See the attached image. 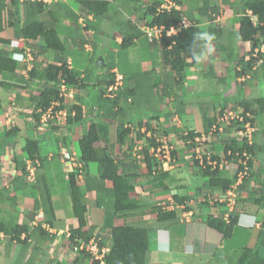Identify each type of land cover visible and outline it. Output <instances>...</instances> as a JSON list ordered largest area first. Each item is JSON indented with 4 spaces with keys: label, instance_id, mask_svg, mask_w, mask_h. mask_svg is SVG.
I'll use <instances>...</instances> for the list:
<instances>
[{
    "label": "crops",
    "instance_id": "0c3cea01",
    "mask_svg": "<svg viewBox=\"0 0 264 264\" xmlns=\"http://www.w3.org/2000/svg\"><path fill=\"white\" fill-rule=\"evenodd\" d=\"M107 1L108 10L99 17L83 8L78 0H16L15 6L13 1L7 3L0 30V38L5 42H0V50L8 52L15 61V69L0 73V81L11 83L0 85V264H47L49 261L90 264L84 250H74L75 244L68 239L70 229L78 225L77 218L72 216V193L81 199L85 228H92V237L85 248L96 257L108 253L113 245L111 226L123 223L149 229L146 264L191 263V259L174 257L175 245L182 241L184 253L193 252L207 259L203 263L217 264L213 258L216 249L227 248L232 253L240 247L253 246L260 236L263 243L259 249L264 256V44L255 48H260L262 55L249 68L251 43L237 38V23L226 22L230 17L239 16L235 9L240 6V0H233L228 13L222 8V0H208L209 8L212 5L218 8V13L207 10L212 19L198 9L206 0H185L184 6L175 1L187 16L192 15V23L200 28L221 29L224 36L218 42L205 44L196 62L185 67L177 102L174 94H168L174 73L163 72L165 63L160 48L146 40L142 30L151 16L145 14L146 8L153 0ZM55 3L57 8L53 7ZM27 19L53 25L65 52L61 55L53 50L45 51L42 37H21L20 28ZM123 36L130 38L131 44L127 47L121 46ZM98 56L102 57L103 65L96 64ZM63 61L69 74L78 81L67 83L60 79L56 87L62 103L53 101L36 119L33 113L39 108L33 99L51 84L45 81V69L51 64L61 65ZM115 71L124 77L121 93L109 94L106 86L113 83ZM163 86L168 95L159 97L157 88ZM109 98H116V104ZM243 100L254 102L250 115L254 122L255 150L246 180H235L224 191L206 188L201 183L208 177L194 176L193 167L188 163L186 170L181 168L183 171L179 173L178 166L172 162L159 169L151 163L149 174L143 162L142 145H148L152 139L155 142L180 140V134L186 131L203 132L206 119L216 121ZM256 100L261 104L255 103ZM59 105L62 107L53 109ZM74 106L81 108V120L71 118L68 123L67 116L75 115ZM90 123L98 130L94 141L96 155L111 156L119 166V173L137 174L135 188L130 193L131 198L139 201L137 207L114 211L112 181L100 182L97 162L88 163L86 171H77L62 159L65 150L79 157L78 141L87 134ZM120 127L129 130L122 144L118 142ZM228 129L226 134L241 140L242 128ZM217 135L215 142L225 141V134ZM29 137L37 141L39 159H31L24 148ZM213 149L222 156L221 142L215 143ZM29 164L34 166L32 179L28 177ZM134 165H138L136 170ZM219 169L234 172V160ZM159 173H162L160 178L153 177ZM178 180L181 182L175 184ZM46 185L54 208L52 224L46 222L40 205L41 189ZM229 190L234 194L233 211L235 207L239 211L234 234L245 237L244 244L238 248L227 246V240L202 218L204 207L208 208L207 216L224 218L232 211L230 204L218 200L227 196ZM175 193L188 199L175 201ZM250 194L259 201H252ZM158 206L164 211H174L176 218L157 220L153 209ZM184 206L189 209L183 210ZM18 231L21 233L17 236Z\"/></svg>",
    "mask_w": 264,
    "mask_h": 264
},
{
    "label": "trees",
    "instance_id": "16d2710c",
    "mask_svg": "<svg viewBox=\"0 0 264 264\" xmlns=\"http://www.w3.org/2000/svg\"><path fill=\"white\" fill-rule=\"evenodd\" d=\"M12 6L16 5V0H12ZM80 5L85 8L88 12L92 13L94 16L99 17L103 16L107 12L109 2L107 0H78ZM163 0H153V2L146 8L145 14L150 13L152 19L150 24H164L165 27H170L171 25L177 26L178 22L181 19L187 18L190 23L186 27H181L176 34L171 36H163L159 41H152L151 44L157 45L160 48L162 58L164 60L163 72L167 70L173 71L172 81L169 83V93L174 94L177 97L181 95L180 91L182 89V83L184 78L185 67L192 62H196L199 54L202 51V48L205 44L209 42H218L221 38L223 39V33L221 29H216L211 26L206 28H200L199 25L192 23V15L186 14V12L179 8L170 7L163 8L161 11H157V7L162 3ZM177 3H181L180 0H174ZM41 5V4H40ZM40 7V6H39ZM56 7V3L53 5ZM7 8V3L3 0H0V30L3 28L4 15ZM199 11L201 14H206L207 10L211 9V12L218 13V8L213 5L211 8L208 6V0L204 1L202 5L199 6ZM238 12L239 16L230 17L226 22L238 24L237 29V38L241 42L251 43V49L248 51V54L253 53L256 47L264 44V0H240V6L235 9ZM247 10H250L253 15L257 17V23L254 24L251 16L248 14ZM207 17L212 19L213 16L207 13ZM199 23V21H198ZM201 33H209L214 36V39L208 40L202 37ZM21 37L28 39H36L38 37L43 38L42 47L46 50H53L56 53L63 54L65 51L63 43L57 33V30L53 25H50L48 22L40 21L38 19H27L20 28L19 32ZM145 39L148 40L145 36ZM130 38L123 36L121 46L127 47L131 44L129 41ZM0 42H5L0 38ZM262 52L258 51L256 55L251 56L247 61V66L251 68L258 58H260ZM15 61L9 57L8 52L0 50V73L4 70L7 72L14 71ZM44 76L45 81L51 82L48 87H45L41 90L39 95L33 100L36 103V107L39 108L37 113H33V116L38 119L40 114L44 112L47 108L50 107L53 101H58L59 104L62 103V98L59 96V89L57 86L60 79L67 83L77 82L78 79L69 74V71L63 61L61 65L51 64L45 69ZM1 86L11 85V83L0 81ZM165 86L161 88L162 93L160 96L165 97L168 94L164 92ZM130 92L134 94L133 89H130ZM136 97V95H135ZM178 99V98H177ZM117 99L113 98L112 104H116ZM239 105L243 111L244 121L253 122V118L250 113H253L251 106L254 104L252 101L243 100L238 101ZM255 103H259V100H256ZM62 105L54 107L53 109H59ZM75 115L70 117L67 116V122H71V118L74 120H81V108L79 106H74ZM233 111H236V108H232ZM249 112L250 116L245 114ZM237 121L242 123L239 119H232L231 121ZM214 118H208L204 122L203 131L207 132L210 126L214 123ZM128 129H123L120 127L118 133V142L122 144L126 140L128 134ZM200 133L197 131H186V134H180L185 142L190 140L188 146H196V141H194L195 136H199ZM98 137L97 126L94 123H90L87 134L83 135L78 141L79 147V160L82 163V169L86 171L88 163L91 161L97 162L98 166V177L100 182L104 180H111L113 184L112 194L114 197L113 209L114 211L127 210L135 208L139 205V201L130 197V193L134 190V180L137 177V174L134 171L128 173H119V166L116 164L114 159L111 156L105 155L98 157L94 149V141ZM232 139V140H231ZM227 140V139H226ZM223 146L224 153H226L227 158H231L232 154L239 150L242 152L244 149L251 154L248 165L251 167L253 161V154L255 150V145L248 144L246 139L241 138V140H236L230 138V141H219ZM240 144L242 146L240 147ZM133 146V141L130 143V147ZM157 147V143L154 139L150 140V143L143 147L142 154L143 162L146 165L149 174L152 172L151 165V156L149 154L150 147ZM24 148L31 159H39V152L37 141L32 138H26ZM230 150L231 153L227 154V151ZM183 149L180 150V152ZM176 150H172L171 154L175 157ZM180 154V153H179ZM185 153H181V157L178 160H184ZM213 158L220 160L218 155H213ZM205 161V159H204ZM194 170V176L200 175L202 177H208L202 186L206 188H217L220 190H226L235 180L238 179L237 171L227 172L220 170L218 165L211 167L206 165L204 168L198 166V159L195 160V164L192 165ZM134 170L138 168V165H134ZM167 174V173H164ZM162 173L158 175H153L154 178H160ZM250 176V169L248 173L242 177V181L246 180ZM241 181V182H242ZM246 183V181H245ZM163 186V185H162ZM164 187V186H163ZM251 200L258 202L257 197H252L250 194ZM41 207L46 215V222L52 224L54 218V208L52 201L50 199V193L47 188V185L41 189ZM257 198V199H255ZM72 216L77 218L78 225L75 228H71L69 231V241L72 244H79L80 242L88 243L92 237V228L86 229V222L83 213V208L81 204V199L77 193H72ZM173 199L178 202H184L187 196H182L179 194H173ZM189 209L188 206H184L183 210ZM153 210L157 212V220H167L176 218V213L174 211L162 210L159 206L155 207ZM223 214V213H222ZM239 216L238 208L235 207V210L230 211L228 214V221L223 219L222 215L212 216L208 215L205 218V223L210 228L216 230L221 234L223 240H230L234 234V228L237 224ZM21 231L17 232V236L20 235ZM109 234L112 237L113 245L110 248L108 253H105L101 259L96 258L89 251H82L85 253L88 259L91 260L90 264H146L147 262V253L149 249V229L140 225H134L132 223H123L118 225H112L109 231ZM262 238L259 236L257 242L253 246H243L238 248L232 253L227 252V248H218L214 252L215 261L217 264H264V256L260 252V244H262ZM227 252V253H226ZM47 264H58L51 261Z\"/></svg>",
    "mask_w": 264,
    "mask_h": 264
},
{
    "label": "built area",
    "instance_id": "2783aa9c",
    "mask_svg": "<svg viewBox=\"0 0 264 264\" xmlns=\"http://www.w3.org/2000/svg\"><path fill=\"white\" fill-rule=\"evenodd\" d=\"M6 3H10L12 0H3ZM23 1V0H20ZM32 1H51V0H32ZM170 7H175L177 9H179L180 7L178 6V4L174 1V0H164L161 9L157 10V11H161L163 8H170ZM219 17L216 16V20ZM152 19V16L149 17V20L147 21V23L143 26V33L146 36V38L148 39V41L152 42V41H159L164 35L165 36H171L173 34H176L177 31L181 28V27H186L188 25L187 20L181 19L178 22L177 26L171 25L170 27H165L164 24H150V21ZM251 19L253 21L254 24L257 23V20L255 17L251 16ZM123 75L121 73H119L118 71L114 72V78H113V83L109 84L106 86V91L109 94H119L121 93V86L123 85ZM246 116H249L248 113L245 114ZM233 118H237L239 119L242 123V127L243 129H241V133L240 135L243 137V139H246V142L248 144H252L253 142V131H254V126L252 123H250V121H244V115L242 114V109H239L238 112H234L232 110H229L228 113L226 115H223L221 118L218 119V122H225L226 124L228 123L229 119H233ZM64 121V120H63ZM218 130L220 133H225L224 128L222 125H213L212 128L210 129V131L208 132V135H202V136H196L194 138V141L198 142V143H202L205 142L206 140H210V136L213 133V131ZM225 136L227 138H231V134L230 133H225ZM162 144L158 145L157 147H150L149 148V154L151 156V162L154 166L155 169H159V168H163L166 165H169L171 162L174 161V158L171 156V151L174 149V147L172 146L171 141H169L168 139H163L161 140ZM190 142V140L188 141ZM242 146V144H240V147ZM199 150V146H197L196 151ZM231 151L228 150L227 154H230ZM226 155V153H225ZM200 163L199 165L201 167H205V164L210 165L212 167H215L216 165H218V167H221L222 165H225V163L227 162V158L224 157L222 158L219 162H217L216 159L213 158L212 153H210V151H202L200 152ZM250 154L244 149L242 152H240L239 150L235 151L232 156L231 159H233V157L237 158V165H235L237 167V176H238V181H241L242 177L244 175H246L248 173V161L250 159ZM62 159L66 162L69 163V165L72 168H76L77 171H81L82 170V163L79 160V157L71 151L65 150L62 152ZM205 159V161H204ZM199 161V159H198ZM35 162L37 163L38 161L35 160ZM27 171H28V177L29 178H33L34 177V166L32 164H29L27 167ZM234 194L232 193L231 190L227 191V196L225 197H220L218 200L220 202H224L226 201L228 204H230V210L234 209ZM39 217H41V215H39ZM226 221H228V214L225 215L224 218ZM85 243L82 241L79 244H75L73 249L74 250H82V249H86L89 250V248H85ZM102 264V262H101Z\"/></svg>",
    "mask_w": 264,
    "mask_h": 264
},
{
    "label": "rangeland",
    "instance_id": "374dc122",
    "mask_svg": "<svg viewBox=\"0 0 264 264\" xmlns=\"http://www.w3.org/2000/svg\"><path fill=\"white\" fill-rule=\"evenodd\" d=\"M180 1H181V3L182 2L187 3V1H185V0H180ZM222 3H224V5L222 6V8L223 9H226L227 10V13H228L229 12V8L232 7L231 4H233V0H222ZM183 6H184V4H183ZM236 8H237V6H236ZM11 11H12V9L10 7L9 8V13H11ZM160 89L161 88H157V93H158L159 97H160L161 94H163ZM198 96L197 97L195 96V97L198 98ZM109 99L112 100L113 98H109ZM168 99H169V102H172V100L170 99V96H169ZM152 101L155 103L156 99L154 97H152ZM174 101L177 102V96L176 95H175ZM109 103H110V101H109ZM237 126H238V122L235 121V120L229 122V124H228V128H230V127H237ZM228 130L229 131H232L230 129H228ZM215 140H216V136L215 135L211 136L210 137V140H206V142L201 143L199 145V150L198 151H196V147L195 146H193V145L188 146L187 144H185V141L184 140L177 139V140H172L171 142H169L174 147V150H176L175 157H174V162H172V163L173 164H176L178 166L177 167V172L181 173L183 171L182 169H185L186 170V167H188L187 166V163H188V165L195 164V160L196 159H199L198 166H200L199 165V163H200V158L199 157H201L200 156V152H202V151H210V153H213L214 152V149H213L214 144L219 142V140H217L216 142H215ZM225 141L228 142V140H225ZM156 143H157V145H160L162 142H160V140H158V141H156ZM141 147H142L141 148V151H142L144 145H142ZM181 149H183V151L180 152ZM182 152L185 153V156H184V160L183 161L178 160V158L181 156V153ZM195 156H197V157H195ZM166 166H168V165H166ZM184 172H186V171H184ZM180 182H181V180H178L177 182H175V184H178ZM207 212H208V208L204 207L202 209V213L204 214V217H202L203 219L206 218ZM244 242H245V237L242 234L239 235L237 233L234 234V236H233L232 239L226 241L227 246L230 245L231 247H234V248H238L240 245L244 244ZM186 243L189 244L190 242L188 241ZM183 245H184V242L183 241L182 242H179L177 245H175V248H174L175 249V254H174V257L175 258H184L186 260L191 259L192 261L189 264H206V262L203 263L204 260H207V259H205V257H203V256L198 257L197 254H194L193 252L190 253L189 250H186V251H188L190 254L184 253L183 252ZM189 246L190 245H188V247ZM192 247L194 249H196L193 245H192ZM171 251H172V249H171ZM168 253H169L170 256H172V254L170 252H168ZM193 257H194V260H193ZM165 264H167V263L165 262ZM169 264H171V263H169Z\"/></svg>",
    "mask_w": 264,
    "mask_h": 264
},
{
    "label": "clouds",
    "instance_id": "9594fccd",
    "mask_svg": "<svg viewBox=\"0 0 264 264\" xmlns=\"http://www.w3.org/2000/svg\"><path fill=\"white\" fill-rule=\"evenodd\" d=\"M247 12H248V14L250 15V16H253V17H255L256 18V20H257V17L255 16V15H253L252 13H251V11L250 10H247ZM258 22V21H257ZM189 24V23H188ZM144 34V33H143ZM202 37H204V38H206V39H208V40H212V39H214V36L213 35H211V34H209V33H201L200 34ZM263 47V51H264V46H262ZM258 51H260V48L257 50V49H255L254 51H253V53H252V56L254 57L255 55H256V53L258 52ZM239 109H242L240 106L239 107H237L236 108V112H238L239 111ZM229 110H232L231 108H229L228 109V111ZM228 111H226V113L225 114H223V115H226L227 113H228ZM233 111V110H232ZM242 111H243V109H242ZM235 112V111H234ZM248 114H249V112H247ZM222 115V116H223ZM222 116H220V117H218L217 118V120L210 126V128H209V130L207 131V132H199L200 133V135L199 136H202V135H208V132L210 131V129L212 128V126L215 124V125H222L223 126V128H224V131L226 130V129H228V124H229V122H230V120H232V119H229L228 120V123L226 124L225 122H218V119L219 118H221ZM250 116V115H249ZM233 119H237V118H233ZM230 128H232V130H234V129H243V127H242V124L241 123H238V126L237 127H230ZM198 132V131H197ZM218 133H220L218 130H215V131H213V133L211 134V136H213V135H215V136H217V134ZM183 134H186V132H184ZM221 134H225V133H221ZM210 136V137H211ZM196 137V136H195ZM194 137V138H195ZM226 137V136H225ZM231 137H232V135H231ZM180 138V137H179ZM243 138V137H242ZM226 139L228 140V142L230 141V138H227L226 137ZM225 139V140H226ZM180 140H183L182 138H180ZM189 141V140H188ZM188 141H186L185 142V144H190V142H188ZM161 142V141H160ZM206 142V141H205ZM210 142V141H209ZM197 144H196V148H197V146H199L201 143H198V142H196ZM202 143H204V142H202ZM162 144V143H161ZM250 154V153H249ZM215 156V155H217V154H215L214 152L212 153V156ZM251 155V154H250ZM171 156H172V154H171ZM173 157V156H172ZM219 157V159H220V157H221V159L222 158H224V157H226L227 158V156L225 155V153H224V150H223V152H222V156H218ZM174 158V157H173ZM215 159V158H214ZM220 159V160H221ZM228 160H227V162H229V161H233L234 160V162H235V165H237L236 163H237V158H235V157H233V159H229V158H227ZM220 160H217V162H219ZM250 160V159H249ZM199 162V161H198ZM152 163V162H151ZM153 165V164H152ZM207 164H205V166H206ZM249 166V165H248ZM201 167V166H200ZM212 167V166H211ZM202 168V167H201ZM249 169H250V166H249ZM235 170L237 171V167L235 166ZM228 214V213H227ZM226 215V214H225ZM225 215H224V218H225ZM223 218V219H224ZM225 220V219H224ZM226 221V220H225ZM84 251H87V250H85V249H83ZM95 256V255H94ZM103 256V255H102ZM102 256L101 257H96V258H99V259H101L102 258ZM102 262V264H103V261H101Z\"/></svg>",
    "mask_w": 264,
    "mask_h": 264
},
{
    "label": "water",
    "instance_id": "95a60500",
    "mask_svg": "<svg viewBox=\"0 0 264 264\" xmlns=\"http://www.w3.org/2000/svg\"><path fill=\"white\" fill-rule=\"evenodd\" d=\"M96 64H99V65H103L104 62H103V59L101 56H98L97 59H96Z\"/></svg>",
    "mask_w": 264,
    "mask_h": 264
}]
</instances>
